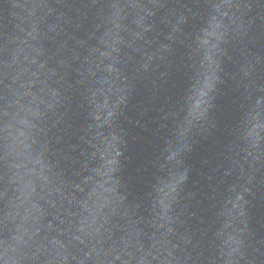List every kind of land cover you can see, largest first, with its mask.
Listing matches in <instances>:
<instances>
[{
	"label": "water",
	"instance_id": "water-1",
	"mask_svg": "<svg viewBox=\"0 0 264 264\" xmlns=\"http://www.w3.org/2000/svg\"><path fill=\"white\" fill-rule=\"evenodd\" d=\"M6 259L264 264V0H0Z\"/></svg>",
	"mask_w": 264,
	"mask_h": 264
},
{
	"label": "clouds",
	"instance_id": "clouds-1",
	"mask_svg": "<svg viewBox=\"0 0 264 264\" xmlns=\"http://www.w3.org/2000/svg\"><path fill=\"white\" fill-rule=\"evenodd\" d=\"M7 115V113H5ZM8 132H9V127H8V123L5 124V133H6V136H5V140L8 139ZM5 149L7 151V144L5 145ZM7 251V250H6ZM5 264H7V259L5 260Z\"/></svg>",
	"mask_w": 264,
	"mask_h": 264
}]
</instances>
